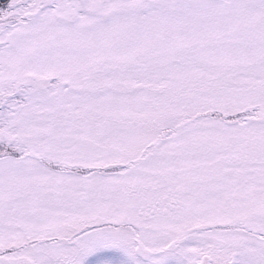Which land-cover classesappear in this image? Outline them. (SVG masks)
Here are the masks:
<instances>
[{
    "label": "snow or ice",
    "instance_id": "1",
    "mask_svg": "<svg viewBox=\"0 0 264 264\" xmlns=\"http://www.w3.org/2000/svg\"><path fill=\"white\" fill-rule=\"evenodd\" d=\"M0 264H264V0H0Z\"/></svg>",
    "mask_w": 264,
    "mask_h": 264
}]
</instances>
